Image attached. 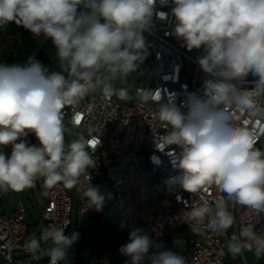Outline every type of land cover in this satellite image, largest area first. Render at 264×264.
<instances>
[{
    "label": "clouds",
    "instance_id": "obj_1",
    "mask_svg": "<svg viewBox=\"0 0 264 264\" xmlns=\"http://www.w3.org/2000/svg\"><path fill=\"white\" fill-rule=\"evenodd\" d=\"M169 0H160L168 4ZM157 0H0V28L9 23L24 27L33 37L50 39L60 71L49 70L35 57L24 65L0 64V191H23L42 178L46 187L73 188L96 166L97 145L83 134L66 142L71 132L63 109L78 105L92 92L131 99L128 89L116 88L138 70L147 55L145 32L153 27ZM174 34L191 51L203 49L197 63L211 79L200 92L187 93L181 106L159 104L158 119L169 130L160 140L181 149L176 179L186 192L215 185L222 197L205 200L190 215L197 223L210 217L209 227L227 230L234 224L226 201L264 212V150L255 147L251 129L237 123L225 106L264 117L258 98L264 94V0H171ZM163 17L165 14L156 13ZM251 75V89L238 84ZM142 99L161 96L138 89ZM93 107V105H89ZM181 108L186 111H182ZM31 132L39 146L23 137ZM83 196L100 211L111 198L90 185ZM79 233L50 226L24 245L31 260L66 264ZM50 242V244H49ZM234 254L255 250L264 255V234L254 225L239 229L227 242ZM159 249L142 229L129 234L120 252L126 264H189L187 257Z\"/></svg>",
    "mask_w": 264,
    "mask_h": 264
},
{
    "label": "built area",
    "instance_id": "obj_2",
    "mask_svg": "<svg viewBox=\"0 0 264 264\" xmlns=\"http://www.w3.org/2000/svg\"><path fill=\"white\" fill-rule=\"evenodd\" d=\"M172 7L171 0L168 4L157 0L153 27L144 33L154 70L150 86L139 85L128 91L131 99L119 95L104 96L95 91L80 104L63 109L64 121L71 128L68 141L75 139L76 133L83 134L94 145H97L96 137L101 141L93 153L96 166L88 170L91 180L82 176L77 186L69 189L62 184L46 187L43 179L38 178L34 186H41L44 199L40 225L22 199H9L10 190L0 191V264H48L47 257L31 260L24 249L26 241L32 234L38 236L50 226L64 227L65 235H70L75 223L89 211L98 212L109 224L122 229L128 240L133 229H142L160 245L159 249L151 251L172 250L187 257L189 264H249L245 251L234 254L229 251L227 242L246 225H254L256 232L264 234V212L226 201L234 218L232 227L214 230L209 227V216L197 223L190 215L193 207L205 200L214 202L222 197V193L215 185L196 193L184 191L176 179L181 174L176 167L181 149L176 145L166 148L160 142L169 130L163 128L158 119L159 104L172 101L179 107L187 93L200 92L205 80L211 79L197 63L203 49L189 51L175 36ZM157 12L165 15L157 16ZM49 41L33 37L19 25L13 32H0V64L19 62L22 50L27 46L36 50L25 55L22 65L40 51L53 52ZM254 80L249 75L238 86L251 89ZM138 89H151L154 94L159 93L161 99L144 100L137 95ZM258 103L264 108V94L258 98ZM225 107L237 123L253 131L255 147L262 149L264 117L251 116L235 106ZM28 143L39 146L31 132ZM0 151L10 155L11 146ZM90 185L99 186L106 196L111 194L100 211L91 208L83 196ZM3 202H8L5 210L1 209ZM10 208L11 212L7 214L6 210ZM28 213L30 226L25 222ZM128 260L125 257L116 261L112 251H98L89 245L77 247L74 243L66 264H126Z\"/></svg>",
    "mask_w": 264,
    "mask_h": 264
},
{
    "label": "trees",
    "instance_id": "obj_3",
    "mask_svg": "<svg viewBox=\"0 0 264 264\" xmlns=\"http://www.w3.org/2000/svg\"><path fill=\"white\" fill-rule=\"evenodd\" d=\"M146 39V38H145ZM50 45L53 50V57H50L46 52L40 51L35 59L40 61L49 72L60 71L58 58L56 56V48L50 40ZM147 47V41H146ZM144 62H150L152 66V57L149 48L147 47V55ZM153 68V67H152ZM145 86H150V81L144 82ZM66 134V142L68 141ZM108 224L110 229L102 232L98 235L101 225ZM73 232L79 233L78 240L75 242L77 247H83L91 243L97 245L96 250H108L115 254L116 261L123 260L126 256L122 255L120 252L121 246L129 242L127 236L119 227H114L109 222L104 219L98 212L89 211L80 220L75 223ZM72 232V233H73Z\"/></svg>",
    "mask_w": 264,
    "mask_h": 264
},
{
    "label": "rangeland",
    "instance_id": "obj_4",
    "mask_svg": "<svg viewBox=\"0 0 264 264\" xmlns=\"http://www.w3.org/2000/svg\"><path fill=\"white\" fill-rule=\"evenodd\" d=\"M11 23L8 24V26ZM36 50L35 47H32L29 52H33ZM28 52V53H29ZM50 57H53L54 53L51 51L46 52ZM21 56V55H20ZM154 78V70L151 66L150 62H144L140 64V67L138 70L132 74H130L125 82L117 81L116 82V88H126L128 91L133 90L136 86L144 85L145 81L152 80ZM65 125L69 127V125L64 121ZM24 140L28 142L29 135L26 137H23ZM262 150H264V140L262 145ZM42 188L41 186H33L31 188H26L23 191H9V199L12 197H16L17 200L22 199L24 201V204L27 206L29 211L32 213L33 218L35 220L40 221L39 225L41 224V214H42V206L44 204L43 194L41 193ZM8 202H3L1 205V209L5 210V207L7 206ZM11 212V208L6 210V213L9 214ZM107 229H110L108 224H102L101 229L98 233L100 235L102 232L106 231ZM90 247L93 249L97 248V245L95 243L89 244ZM98 249V248H97ZM245 257L249 264H264V255L257 256L255 254V250L251 251H245Z\"/></svg>",
    "mask_w": 264,
    "mask_h": 264
},
{
    "label": "crops",
    "instance_id": "obj_5",
    "mask_svg": "<svg viewBox=\"0 0 264 264\" xmlns=\"http://www.w3.org/2000/svg\"><path fill=\"white\" fill-rule=\"evenodd\" d=\"M17 28V25L15 23H11L9 26L8 24L4 27V28H0V32H13L15 29ZM31 46H27L25 48H23L22 50V53H21V56L19 58V62H16L15 64H20L22 65V62H23V58L25 57V55H27V53L29 52V50H31ZM29 135V133H28Z\"/></svg>",
    "mask_w": 264,
    "mask_h": 264
},
{
    "label": "water",
    "instance_id": "obj_6",
    "mask_svg": "<svg viewBox=\"0 0 264 264\" xmlns=\"http://www.w3.org/2000/svg\"><path fill=\"white\" fill-rule=\"evenodd\" d=\"M25 222L27 225H31V220H30V213L27 214L26 218H25Z\"/></svg>",
    "mask_w": 264,
    "mask_h": 264
}]
</instances>
